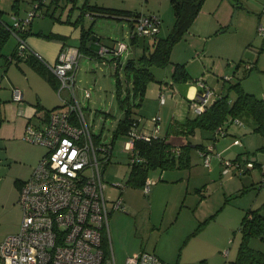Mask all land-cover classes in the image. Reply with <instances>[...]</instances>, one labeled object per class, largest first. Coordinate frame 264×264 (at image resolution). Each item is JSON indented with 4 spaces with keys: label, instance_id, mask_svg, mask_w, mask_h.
Returning a JSON list of instances; mask_svg holds the SVG:
<instances>
[{
    "label": "rangeland",
    "instance_id": "1",
    "mask_svg": "<svg viewBox=\"0 0 264 264\" xmlns=\"http://www.w3.org/2000/svg\"><path fill=\"white\" fill-rule=\"evenodd\" d=\"M12 3L13 0H5L3 5L9 9ZM19 3L18 17H24L27 14L24 10L32 9L33 2L20 0ZM85 3L115 9L111 14L89 10L94 15H81L83 23L87 27L92 25L103 43L108 44L112 39L125 42L129 46V55L134 57L142 49L133 51L131 47L129 12L157 15L160 19L157 37H165L174 24L170 0H53L51 8H56L54 17L62 13V19L71 8L72 21ZM50 21L49 16H35L32 27L38 29V22L48 27L46 23ZM260 23L264 25V0H202L190 27L173 45L170 62L150 67L154 80L148 83L141 104L131 106L132 116L140 118V126L148 120L152 125L153 119L159 116V135H166V141L173 146H186L189 164L149 168L145 178L156 181L145 194L142 186L127 183L130 164L129 155L123 151L125 135L117 137L111 159L103 170L107 183L104 193L109 211L112 201L121 194L125 212L111 210L108 235L106 230L102 232L105 253L110 257L112 252L116 264H124L125 258L141 247L150 250L154 245L166 251L169 264H177V259L178 264H235L244 240L241 220L248 209H257L264 204V167L260 166L264 165V149L260 148L264 145V137L251 135L260 142L257 144L255 139L249 149L245 148L247 138L241 137L250 133L253 125L246 115L238 118L242 124L231 120L224 122L225 133L217 137L213 136V131L200 128L189 135L167 133L173 117L182 119L195 114L189 109L183 90L179 89L184 82L173 81L172 72L174 65L179 63L187 72V82L196 84V80L203 79L213 89L208 104L221 95L233 101L236 91L232 84L236 82L244 91L257 97L264 96L261 95L264 93V37L258 32ZM69 43L78 44L72 40ZM15 44L16 37L10 34L1 52L8 55ZM127 55L123 53L118 68L123 93L128 84L124 72ZM252 62L258 63L257 68L246 70L245 64ZM113 65L110 60L101 64L96 58L82 55L77 68L76 93L85 118L91 132L95 136L106 135L107 140H111L124 111L116 95ZM159 85L165 90L164 101L157 96ZM85 90L89 91V98L84 97ZM209 143H214V153L218 152L224 158H238L243 164L250 160L256 164L249 171L233 168L234 172L221 174V165L214 167L210 160L213 167L210 172L201 155V148ZM116 181L126 185L121 193L113 184ZM157 182L159 188L154 193ZM13 215L10 208L0 209V233L6 230L5 224H9ZM246 243L254 252L264 253V238L259 235H249Z\"/></svg>",
    "mask_w": 264,
    "mask_h": 264
},
{
    "label": "built area",
    "instance_id": "2",
    "mask_svg": "<svg viewBox=\"0 0 264 264\" xmlns=\"http://www.w3.org/2000/svg\"><path fill=\"white\" fill-rule=\"evenodd\" d=\"M33 8L24 17H14L7 28L16 37L15 57L26 59L35 55L43 60L51 72L58 78V93L67 90L69 98L64 104L50 111L46 122L37 127L28 126L25 137L43 145L46 152L36 163L29 178L19 191L18 202L22 209V219L17 232L6 235L0 240V264H116L113 253L106 255L103 245V230L108 235L107 199L104 189L107 185L103 170L114 149V140L107 136H94L83 113L82 105L75 89V71L80 58L77 46L62 49L54 63L44 58L27 43L22 31L35 16L42 14V6L48 0H32ZM134 33L137 36H152L159 30L160 19L157 15H140L133 18ZM258 32L264 35V25L259 24ZM127 45L117 41L106 49L114 56H120ZM251 63L245 68L250 69ZM198 90L188 99V106L195 114L201 113L209 103L213 89L203 79L196 80ZM84 95L89 97V91ZM14 100L22 98L18 87L12 90ZM165 100L163 90L159 93ZM233 122L241 124L238 118ZM139 120L131 121L125 134L123 151L129 156V162H142L144 158L135 148V141H149L159 136V116L153 119L151 131L139 129ZM213 136L225 133L223 124L218 125ZM175 153L179 148L172 149ZM204 163L209 164L213 155L212 147L201 150ZM223 172L236 165L240 171L244 166L237 160L221 158ZM246 166H253L247 161ZM154 181L145 180L142 190L149 192ZM124 188L122 181L113 183ZM112 209L125 210L122 196L112 201ZM124 264H162L161 259L152 251L140 250L125 258Z\"/></svg>",
    "mask_w": 264,
    "mask_h": 264
},
{
    "label": "trees",
    "instance_id": "3",
    "mask_svg": "<svg viewBox=\"0 0 264 264\" xmlns=\"http://www.w3.org/2000/svg\"><path fill=\"white\" fill-rule=\"evenodd\" d=\"M52 1L53 0H51V2ZM170 2L174 11V24L171 28V31L165 37H157V34L160 30V24L158 32L152 36H137L134 33L135 22L133 18L140 15L150 14H141L138 12L128 11L130 16L128 19L130 20L131 27L129 30L130 43L136 44L140 38H151L148 42V45H145L142 48V51L138 56H132L125 62L124 72L126 82L128 84L125 86L124 93L122 91V81L117 71L118 67L115 70L117 86L116 95L119 98L120 106L124 111L123 116L118 120L117 128L111 137V139L114 141L120 134H126L132 120L140 119L132 116L131 106L141 104L148 83L154 80V76L150 70V67L164 66L170 62V52L173 45L182 38L183 34L190 27L199 11L202 0H170ZM14 3L15 2H13L11 7L12 10L16 12V5ZM96 9L98 10V14H102L100 12L103 11L111 14L114 13L115 10L107 7L90 5L87 3L82 6L81 13L76 18V22L80 25L81 32L80 43L77 46L81 54L83 52L94 53L87 48V41L90 39V36L94 31L92 29V25H89L88 27L84 25L82 16L86 11ZM90 13L94 15L93 12ZM3 14L4 12L0 9V55L2 47L11 34L10 30L7 28L8 25H11V23L3 19ZM27 28L28 26L22 31V35L24 37H26ZM45 36L50 39H63L61 35L54 33H48L45 34ZM116 42L117 40L113 42L112 45L107 47H113ZM12 57H15V49L10 56V61L13 59ZM113 57L117 58L119 56L113 55ZM20 60H25L38 73L45 76L52 86L58 89V78L53 73H51V71L49 72L47 70L48 67L43 62V60L37 58L35 55H29L26 59ZM172 80L182 82L188 80V75L183 64L176 63L174 65ZM232 87L236 91V97L233 101H229L226 95L216 97L213 103L207 104L201 113L195 114L193 117H186L184 120H178L175 118L171 119L167 127V133L189 135L198 128L214 131V129L220 124L246 115V117H250L253 121L252 130L264 137V98L257 97L253 93L244 91L239 82L233 83ZM84 97L89 98L85 95ZM56 108L58 107H54L51 110ZM51 110L46 111L43 108L38 107L36 115L46 122ZM139 129H141V127H139ZM173 147L174 146L166 141V135H159L149 141L140 139L136 140L135 148L144 158V160L142 162H129L130 171L127 183L143 187L146 180L145 175L147 170L156 166H160L161 168L181 167L184 165L187 166L189 164V155L186 151V146L179 147L180 152L178 153L177 157L175 155L176 153L172 150ZM260 148L264 149V146H261ZM125 186L126 185L124 184V188ZM262 211H264V204H262L257 209H248L244 214L240 224V228L244 233V240L239 247L237 258L234 261L235 264H264V253H261L260 251H258L259 253L254 252L253 249L248 248L246 243L248 236L252 234L259 235L261 238H264V213H262ZM162 264L165 263L162 261Z\"/></svg>",
    "mask_w": 264,
    "mask_h": 264
},
{
    "label": "crops",
    "instance_id": "4",
    "mask_svg": "<svg viewBox=\"0 0 264 264\" xmlns=\"http://www.w3.org/2000/svg\"><path fill=\"white\" fill-rule=\"evenodd\" d=\"M19 1L20 0H15V1L13 0V2H15L14 4L16 5V10H17L15 12L12 10V7H10L9 9H5L6 8L4 7L5 0L3 1L4 5L2 4L1 7L2 0H0V9L4 12L5 15L9 17V19H7L6 16L4 18V14H3V19L11 23L14 17L20 16ZM51 3H52L51 0H48V2L44 6H42L43 7L42 14L40 15V17H44V16L50 17L51 21L46 23L48 27H45L43 26V23L38 22V29H34L32 27L33 26V20H32L31 23L28 25L27 33L25 37L29 46L33 50L38 52L47 63H54L59 52L65 47L74 46L71 43H69L70 40H72V42L73 41L78 42V44L76 43V46H78L80 43V33H81L80 25L76 22L77 16L76 18H74V20L73 19L72 21L70 20L71 19L70 16L72 15V10H70L71 8H69V12L67 11L66 17L62 19L61 17L62 13L61 14L58 13V15L54 17L53 14L55 13H53V11H55L56 8H51L52 7ZM51 9L53 10L51 11ZM25 10L24 12L27 13V9ZM92 15L93 14L90 13L89 11H86L84 14V16L87 17H91ZM68 22L71 23V25ZM48 33L61 35L63 39L62 40L50 39L45 36V34ZM92 35H94V38L91 39L90 36V39L87 41V48L94 53L83 52L81 56L86 55L96 58L101 64H107V62H109L110 60L114 64L113 65L114 69H116L117 67L119 68L123 53L125 52L128 53L125 60L132 57L129 55L128 45L126 49L121 53V55L117 58L113 57L112 53L107 51V49L103 53H100L99 49L101 47L107 48V46L112 45L113 42L116 41V39H112L111 42L106 44L101 41V37L98 36L96 33L93 32ZM128 35H129V31H128ZM262 37H264V35H262ZM150 38L151 37L141 38V40L138 39L136 44L135 43L131 44V47L134 49L133 51H135L136 48H139L140 50L145 45L147 46ZM90 42H93L92 46H89ZM16 43H17V39H16ZM15 46L16 44L14 45L12 51L8 55L1 52L2 57H0V209L8 210V208H10L14 214L13 216H11V219L8 220L9 224H5L6 230L0 233V240H2L6 235L18 231L22 219V209L18 202L20 186L22 182L30 176L37 161L46 152L45 147L42 150L43 145L32 142L25 137L26 129L28 126L37 127L38 125L44 122L43 119H41L36 115L38 107L43 108L46 111H49L54 107L62 106L64 104L63 100L65 98L66 99L69 98V93L67 92V90L62 89L61 92L58 93V89L52 86V84L48 81V79L45 76L38 73L25 60H20L15 57H12L13 59L10 61V56L14 52ZM258 61L259 58L257 62ZM257 62L254 63L252 62V67L250 69L255 67L257 68L258 66ZM250 69H246V70L249 71ZM47 70L49 72L51 71L49 68H47ZM76 85H77V70L75 71V89H76ZM14 87H18L22 91V98L20 100H14L12 97V90ZM163 88L164 87L162 85L158 86L157 96H159L161 90L165 92ZM179 89H181V91L183 90L188 105V99L192 97L194 93L198 90V86L195 83L185 81L184 84H181ZM261 95H264V93H261ZM260 98H264V96H261ZM186 117L189 116H185L182 119L178 117H173V118L178 120H184ZM153 123L151 125V123L148 120V122L144 123V125L140 127L143 130L151 131L153 127ZM255 134L258 133L254 132L251 127L250 133L242 135L241 138L243 137L247 138L245 139L244 142L245 148L249 149L250 148L249 145L252 146L255 143L254 141L255 139H256V143L259 144L260 140L257 138H253V136H251ZM209 146L212 147V153H213L212 158H210L211 163L213 164L214 167L221 165V174H228L230 170L234 172L235 170L233 168L239 170L236 165H232L230 166L229 171L224 173L223 172L224 164L221 161V158L224 157L220 156L218 152L214 153L215 152L214 143H209L203 146L201 150H204ZM173 148H179V146H174ZM234 160L239 161L238 158ZM203 161H204V157H203ZM239 162L240 165L244 166L243 171H249V169L254 167L256 164L255 162L252 161L253 166H246V163L243 164L241 161ZM206 166H209L208 171L210 172L213 171V167L211 166L210 161L209 164ZM260 166L264 167V165H260ZM228 176L231 177V175ZM151 181L155 182L156 180L153 179ZM157 188H159L158 182L154 186V190H153L154 193H156ZM122 201L124 205L123 198ZM111 210H115V209H111ZM123 212H125V210ZM140 250L152 251L164 263L166 262L167 264H169L167 260L170 259L166 251L157 248V245H154L153 249L151 248L150 250L141 247L135 253L139 252ZM176 261L178 264V259Z\"/></svg>",
    "mask_w": 264,
    "mask_h": 264
},
{
    "label": "water",
    "instance_id": "5",
    "mask_svg": "<svg viewBox=\"0 0 264 264\" xmlns=\"http://www.w3.org/2000/svg\"><path fill=\"white\" fill-rule=\"evenodd\" d=\"M93 38H94V35H91V39H93ZM92 43H93V42H90L89 46H92ZM214 101H215V100H213V102H214ZM213 102H212V103H213Z\"/></svg>",
    "mask_w": 264,
    "mask_h": 264
}]
</instances>
